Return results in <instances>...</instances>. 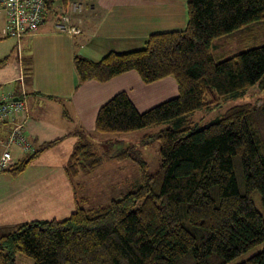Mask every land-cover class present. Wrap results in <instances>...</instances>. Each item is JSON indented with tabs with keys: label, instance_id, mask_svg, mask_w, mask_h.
Listing matches in <instances>:
<instances>
[{
	"label": "trees",
	"instance_id": "16d2710c",
	"mask_svg": "<svg viewBox=\"0 0 264 264\" xmlns=\"http://www.w3.org/2000/svg\"><path fill=\"white\" fill-rule=\"evenodd\" d=\"M52 3L46 0L48 10ZM186 7L183 31L151 35L142 49L111 52L96 63L73 58L79 84L105 83L129 71L145 84L175 80V98L140 113L119 92L95 120L101 135L159 128L150 136L160 145L159 172L149 174L144 162L133 159L132 147L121 149L116 157L139 167L136 191L61 221H31L0 233V264H15L18 254L33 264H228L264 243V217L253 201L258 194L264 210V98L233 106L202 127L191 120L195 112H212L252 89L264 92V46L219 61L211 53L214 40L263 21L264 0H186ZM95 157L79 145L71 170L85 164L92 171ZM30 160L7 172L19 176ZM240 264H264V250Z\"/></svg>",
	"mask_w": 264,
	"mask_h": 264
},
{
	"label": "crops",
	"instance_id": "0c3cea01",
	"mask_svg": "<svg viewBox=\"0 0 264 264\" xmlns=\"http://www.w3.org/2000/svg\"><path fill=\"white\" fill-rule=\"evenodd\" d=\"M74 2L56 21L49 9L36 32L15 42L19 47L17 67L8 65L7 60L0 66V98L10 93L17 96L20 77L27 93V112L19 113L18 119L24 121L22 130L30 150L11 147L15 164L31 158L19 175L24 176L17 190L21 196L31 195L32 181L37 185L53 176L68 178L67 164L76 141L81 136L92 142L102 137L95 131L97 112L115 94L125 92L140 113L177 96L174 79L145 84L135 71L105 83L79 84L73 58L79 55L96 63L111 52L142 49L151 35L183 31L188 22L186 0H83L79 11L73 10ZM71 28L78 32H70ZM4 39L0 30V59L10 55L13 45ZM10 129L9 124H0V143ZM130 137L121 136L115 141L122 147L135 139ZM56 158L61 161L54 162ZM39 203L34 205L39 207Z\"/></svg>",
	"mask_w": 264,
	"mask_h": 264
},
{
	"label": "rangeland",
	"instance_id": "374dc122",
	"mask_svg": "<svg viewBox=\"0 0 264 264\" xmlns=\"http://www.w3.org/2000/svg\"><path fill=\"white\" fill-rule=\"evenodd\" d=\"M72 1L53 0L50 11L54 13V21L61 19L66 14V9H70ZM82 1L76 0L74 3L81 4ZM3 22V18L0 17V30ZM4 38V40H9V42L13 43L6 63L17 67L16 40ZM260 46H264V20L249 25L234 34L214 40L211 53L214 59L219 61ZM1 50L3 48L0 46ZM260 98H264V92L259 93L258 90L252 89L243 97L223 101L221 107L212 112H195L191 116V120L193 125L202 127L220 118L229 108L244 103L256 104ZM158 130L159 128L154 127L127 134V136H131L130 138L134 137L135 139L131 144L122 147L115 139L118 138L119 140L121 136L125 137L126 135L103 134L97 141L92 142L88 138L81 136V134H77L78 137H81L76 141L74 149L79 147L77 146L79 144H86L88 151L97 153V157H95V160L99 162L97 167L89 171L85 168V164L84 166L79 165L76 167L77 170L75 169L77 172L74 173L71 170L72 163H69L68 160V178L64 177V175L53 176L54 178L42 180L37 185L33 184L34 181H32L30 184L33 188L29 197L19 195L17 191L24 181V176L12 177L7 171L0 173V233H8L13 231L18 225L31 221H61L68 218L77 209L96 210L108 205L113 200H118L128 193L136 191L141 182L138 165L129 158L121 159L116 157V155L121 152L122 148L130 146L134 154L133 159L135 160L136 158L140 162H144L147 165L148 173L156 175L160 170V145L157 140L150 136L154 135ZM144 136H149L150 138L148 137L146 140ZM1 152L2 148H0ZM58 161H61V158L54 159V162ZM53 164L56 165L55 163ZM233 165L238 189L243 193V179L238 158H234ZM38 200H40L39 207H36L34 203H37ZM253 201L264 217V210L261 207L258 194L253 196ZM262 250H264V243L228 264H240L248 257ZM15 264L33 263L30 258L18 254Z\"/></svg>",
	"mask_w": 264,
	"mask_h": 264
},
{
	"label": "built area",
	"instance_id": "2783aa9c",
	"mask_svg": "<svg viewBox=\"0 0 264 264\" xmlns=\"http://www.w3.org/2000/svg\"><path fill=\"white\" fill-rule=\"evenodd\" d=\"M73 10L79 11L80 5L74 4ZM47 14L46 0H0V17L4 19L1 33L5 37L20 42L23 37L40 28ZM63 22H66L65 18ZM60 28L64 29L63 25ZM70 32L78 31L71 28ZM22 81L23 77H20L17 96L10 93L0 98V124H9L11 128L6 139L0 143L2 148L0 173L12 169L15 165L11 155L12 146H17L24 152L30 150V145L22 130L24 121L18 119L19 113L27 112V93Z\"/></svg>",
	"mask_w": 264,
	"mask_h": 264
}]
</instances>
